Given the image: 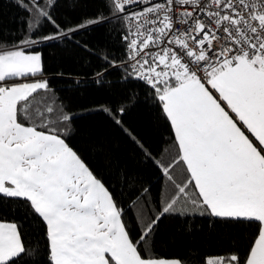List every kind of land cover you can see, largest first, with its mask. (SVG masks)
Returning <instances> with one entry per match:
<instances>
[{
    "label": "snow or ice",
    "instance_id": "1",
    "mask_svg": "<svg viewBox=\"0 0 264 264\" xmlns=\"http://www.w3.org/2000/svg\"><path fill=\"white\" fill-rule=\"evenodd\" d=\"M16 3L31 19L27 34L0 49V202L20 205L43 227L46 254L33 264H182L147 248L176 198L130 238L120 193L66 142L73 114L62 108L54 122L53 107L33 105L50 89L35 45L113 19L126 22V59H103L123 65L122 79L141 82L170 122L176 163L187 173L178 195L187 197L191 185L196 212L255 228L244 258L220 255L204 264H264V0H105L111 15L100 12L71 29L52 19L55 0ZM45 22L56 32L37 38ZM123 111L109 113L118 125ZM158 167L173 179V164ZM30 255L22 229L0 222V264Z\"/></svg>",
    "mask_w": 264,
    "mask_h": 264
},
{
    "label": "trees",
    "instance_id": "2",
    "mask_svg": "<svg viewBox=\"0 0 264 264\" xmlns=\"http://www.w3.org/2000/svg\"><path fill=\"white\" fill-rule=\"evenodd\" d=\"M100 12L111 15L105 0H55L51 8L52 19L61 29L86 23ZM29 19V13L18 7L16 0H0V49L19 41L22 31L27 34ZM125 23L113 19L81 29L71 39L61 37L36 44L33 50L42 55V77H46L50 89L37 94L33 105L37 111L53 107L49 119L54 122L62 108L73 114L66 142L106 186L120 193L130 238H139L140 231L174 193L175 210L161 218L147 243L150 255L179 259L182 264H204L206 259L220 255L238 254L244 258L255 228L246 223L220 222L196 212L191 185L187 197L178 195L177 185L185 182L187 173L182 163H176L178 146L170 122L151 94L146 95L141 82L122 79L126 75L123 65L112 67L103 59H126L125 42L121 40ZM55 32L45 22L37 38ZM120 108L124 111L117 117L118 125L109 113L116 114ZM170 163L174 165L171 181L158 167ZM0 221L14 222L22 229L25 248L31 255L25 256L21 264H33L35 259L45 257L44 229L25 214V209L16 203L0 202Z\"/></svg>",
    "mask_w": 264,
    "mask_h": 264
},
{
    "label": "rangeland",
    "instance_id": "3",
    "mask_svg": "<svg viewBox=\"0 0 264 264\" xmlns=\"http://www.w3.org/2000/svg\"><path fill=\"white\" fill-rule=\"evenodd\" d=\"M167 191L169 192V189H168V188H167ZM169 193H170V192H169ZM169 197H170V199L175 198V197H174V193L171 194V196L169 195Z\"/></svg>",
    "mask_w": 264,
    "mask_h": 264
},
{
    "label": "crops",
    "instance_id": "4",
    "mask_svg": "<svg viewBox=\"0 0 264 264\" xmlns=\"http://www.w3.org/2000/svg\"><path fill=\"white\" fill-rule=\"evenodd\" d=\"M42 78L46 80V77H42ZM0 222H3V221H0Z\"/></svg>",
    "mask_w": 264,
    "mask_h": 264
}]
</instances>
